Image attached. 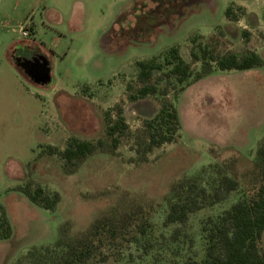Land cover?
<instances>
[{"label":"rangeland","instance_id":"374dc122","mask_svg":"<svg viewBox=\"0 0 264 264\" xmlns=\"http://www.w3.org/2000/svg\"><path fill=\"white\" fill-rule=\"evenodd\" d=\"M133 1L0 0V206L12 230L8 239L0 240V264H14L34 245L52 244L65 222L69 234L77 235L113 207L150 203L149 236L139 244L123 241L104 249L107 259L91 264L199 263L207 244L202 228L244 197L240 186L221 202L191 214L183 225L163 224V197L172 182L229 158L235 159L240 174L264 139V65L222 71L212 62L214 71L192 82L201 62L191 57L204 47L216 57L254 52L264 59L263 3L249 8L259 22L257 14L247 17L233 3L225 17L230 0H200L143 40L116 41V19ZM20 26L28 38L21 37ZM21 40L33 41L48 56L49 84H36L12 63L9 45ZM171 47L192 74L183 91L167 75L172 65H166L165 55ZM150 59L162 65L150 79L158 92L130 101L129 95L141 86L136 62ZM164 101L175 106L180 129L173 142L153 148L147 162H140L136 148L146 140L145 121ZM117 107L128 129L115 153H95L75 173L64 174L62 161L47 154V146L62 150L70 137L104 139L105 113L114 120ZM28 184L57 192L55 210L32 204L19 189ZM178 227L180 235L172 239Z\"/></svg>","mask_w":264,"mask_h":264},{"label":"trees","instance_id":"16d2710c","mask_svg":"<svg viewBox=\"0 0 264 264\" xmlns=\"http://www.w3.org/2000/svg\"><path fill=\"white\" fill-rule=\"evenodd\" d=\"M232 3L225 10V17L232 13ZM244 37L247 33L244 32ZM191 57L201 62L200 70L193 75L195 82L214 71L215 63L218 70H248L264 65V59L254 52L243 56L228 54L212 56L204 48L199 54L192 52ZM166 65H172L167 75L174 76L180 91L191 82L192 74L189 67L178 56L177 49L171 47L165 55ZM137 80L141 86L134 94L129 95L130 101H136L158 92L150 83L152 72L160 69L161 64L154 59L137 61ZM177 96V93L174 95ZM105 138L95 142L70 137L62 150L47 146V154L58 155L61 170L64 174L75 173L85 160L95 153L114 154L119 139L128 129L122 115V109L116 108L113 120L108 112L104 116ZM180 129L178 112L172 102L164 101L157 113L145 121L146 140L138 144L136 152L138 161L147 162V153L165 143H171ZM234 158L221 163L201 167L196 173L183 175L169 186L163 201L167 212L164 225H183L189 216L205 206H211L224 200L230 192L243 188L244 197L234 202L228 209L215 219L208 220L206 232L205 254L201 262H185V264H264L262 235L264 232V139L260 140L255 149L250 166L240 174L234 169ZM209 175L203 182L204 174ZM31 184L19 188L27 199L35 206L54 211L60 200L57 192L50 193L38 185ZM152 204H133L127 209L113 207L95 217L86 230L77 235L69 234V223L65 222L59 229L57 239L49 245L32 246L18 258L14 264H91L95 259L105 261L108 253L104 249H114L125 243L139 244L152 232L149 210ZM0 240L11 236V226L0 206ZM180 235V228H175L172 239ZM146 245H150L147 241Z\"/></svg>","mask_w":264,"mask_h":264},{"label":"flooded vegetation","instance_id":"af4514ba","mask_svg":"<svg viewBox=\"0 0 264 264\" xmlns=\"http://www.w3.org/2000/svg\"><path fill=\"white\" fill-rule=\"evenodd\" d=\"M198 1L200 0H134L116 19V41L143 40V37L149 36L157 27L168 23L179 16L184 8ZM9 57L33 81L41 78L47 68H50L46 55L39 47L22 41L13 46Z\"/></svg>","mask_w":264,"mask_h":264},{"label":"crops","instance_id":"0c3cea01","mask_svg":"<svg viewBox=\"0 0 264 264\" xmlns=\"http://www.w3.org/2000/svg\"><path fill=\"white\" fill-rule=\"evenodd\" d=\"M230 2L231 3H233V4H235V5H240V7H241V10L242 11H244L245 10V14H247V17L248 16H250V15H252L253 13L254 14H257V12H255V11H253V10H250L249 8L250 7H255L254 5H256V6H261L262 5V3H263V5H264V0H255V1H248V0H230ZM229 2V3H230ZM263 7V12H261V14H262V18H263V20H262V23H264V6H262ZM248 8V9H247ZM252 13V14H251ZM258 15V14H257ZM258 21L260 22L261 20H260V17H259V15H258ZM253 26H256L255 24L253 25ZM244 32H246V31H243L242 32V35H244ZM247 33V32H246ZM23 41H25L24 39H22ZM21 40V41H22ZM27 41H29V43H31V44H29V45H33V41H30V40H27ZM28 43V42H27ZM26 43V44H27ZM16 43H13V44H10L9 45V48L10 47H13L14 45H15ZM36 45V44H35ZM37 46V45H36ZM46 55V54H45ZM46 58H47V60H48V62H49V59H48V56L46 55ZM12 63L15 65V66H17L13 61H12ZM49 65H50V62H49ZM50 67V66H49ZM263 235H264V232H263ZM262 235V236H263Z\"/></svg>","mask_w":264,"mask_h":264},{"label":"water","instance_id":"95a60500","mask_svg":"<svg viewBox=\"0 0 264 264\" xmlns=\"http://www.w3.org/2000/svg\"><path fill=\"white\" fill-rule=\"evenodd\" d=\"M50 81H51L50 68H47V70L45 71V73L42 75L41 78H39L38 80H34V82L39 85H47L50 83Z\"/></svg>","mask_w":264,"mask_h":264},{"label":"built area","instance_id":"2783aa9c","mask_svg":"<svg viewBox=\"0 0 264 264\" xmlns=\"http://www.w3.org/2000/svg\"><path fill=\"white\" fill-rule=\"evenodd\" d=\"M18 30H19V33H20L22 38H24V39L28 38L29 34H28L27 30H25V28L20 26Z\"/></svg>","mask_w":264,"mask_h":264}]
</instances>
